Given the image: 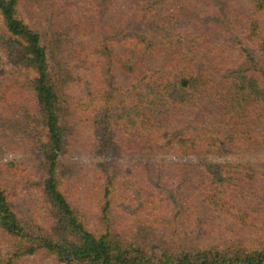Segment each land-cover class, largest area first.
<instances>
[{
  "label": "trees",
  "instance_id": "16d2710c",
  "mask_svg": "<svg viewBox=\"0 0 264 264\" xmlns=\"http://www.w3.org/2000/svg\"><path fill=\"white\" fill-rule=\"evenodd\" d=\"M23 1L0 0L11 64L0 72V104L41 115V165H1L0 264H264V171L251 163L101 162L102 183L90 184L64 172L61 87L40 33L20 16ZM122 2L116 23L100 24L102 51H94L91 21L72 27L82 65L73 106L98 118L104 148L132 142L188 158L264 153V0H173L117 30L131 3L153 0ZM206 206L262 236L190 240L185 231Z\"/></svg>",
  "mask_w": 264,
  "mask_h": 264
},
{
  "label": "rangeland",
  "instance_id": "374dc122",
  "mask_svg": "<svg viewBox=\"0 0 264 264\" xmlns=\"http://www.w3.org/2000/svg\"><path fill=\"white\" fill-rule=\"evenodd\" d=\"M173 0H153L146 4H133L128 10V17L121 21L117 30H131L134 20L142 19L147 13H155L156 7L165 6ZM230 5V4H229ZM237 12L241 5H235ZM234 7V8H235ZM124 8L119 0H24L20 6L21 18L41 35L48 51L49 61L55 70L62 92L64 105V129L67 147L62 158L64 172L71 178L81 179L84 183H102L104 168L101 162L116 165L127 162L139 168L159 160H176L186 163L206 162L219 163L228 160L251 163L255 168L264 171V153L260 149L243 148L237 155L223 152L214 155L198 157H178L176 155L162 156L158 149L152 150L131 143L115 144L108 149L104 148L102 132L96 117H85L77 112L73 101L77 99V92L71 87L72 81L82 78V65L75 57L74 50L80 43V38L72 31V27L82 24L85 20L91 21L98 32L92 37L94 51L105 47V35L101 32L100 24L111 20ZM228 9L230 7L228 6ZM216 15H221L220 8ZM234 22L233 15L228 16ZM113 20V21H112ZM116 23V21H114ZM1 25V21H0ZM142 27V30L148 31ZM154 36L153 31H149ZM0 29V72L11 67L2 47ZM90 40V39H89ZM88 40V41H89ZM167 40V39H164ZM241 56V55H239ZM84 74V73H83ZM106 74L103 79H106ZM43 123L39 113L24 108L21 111L5 110L0 104V170L2 163L8 160H19L29 170H35L41 165V144ZM106 154H102L103 151ZM259 150V151H258ZM1 172V171H0ZM179 182L177 181L176 184ZM39 206L40 203H37ZM264 228V226H263ZM257 230V229H256ZM190 240L204 244H218L225 240L239 241L243 237L257 239L263 232L249 234L248 231L233 223L210 207H204L197 226L186 229ZM163 240H168V235ZM6 252V246H0V254ZM29 264H39L30 262Z\"/></svg>",
  "mask_w": 264,
  "mask_h": 264
}]
</instances>
